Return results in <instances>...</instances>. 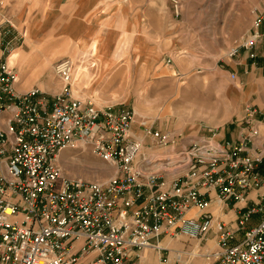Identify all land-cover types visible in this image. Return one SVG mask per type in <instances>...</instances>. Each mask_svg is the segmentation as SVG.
<instances>
[{"label": "built area", "instance_id": "obj_1", "mask_svg": "<svg viewBox=\"0 0 264 264\" xmlns=\"http://www.w3.org/2000/svg\"><path fill=\"white\" fill-rule=\"evenodd\" d=\"M170 2L178 17L179 2ZM252 16L227 59L240 51L255 57L264 3ZM1 36L0 29V43ZM52 71L62 83L57 92H21L0 55V264H148L146 252L162 264H264V192L246 203L249 191L264 186V153H248L259 136L255 107H245L247 132L236 142L218 140L211 129L187 139L135 120L132 109H100L74 96L70 58ZM78 145L113 174L65 176L59 153ZM229 204L233 223L220 218ZM180 240L191 246L169 248Z\"/></svg>", "mask_w": 264, "mask_h": 264}, {"label": "rangeland", "instance_id": "obj_2", "mask_svg": "<svg viewBox=\"0 0 264 264\" xmlns=\"http://www.w3.org/2000/svg\"><path fill=\"white\" fill-rule=\"evenodd\" d=\"M177 1L180 12L174 17L170 0H150L164 5L171 13L170 23L177 24L181 30L180 47L166 44L164 55L153 64L150 60H131L128 53L120 52L113 66L103 74L99 72L96 58L87 60L88 55L78 62L74 60L72 76L78 67L84 70L79 77L82 83L73 85V94L91 101L97 108L113 107L115 111L123 108L134 111L136 103L146 101L149 105L141 110L142 117L135 115V120L144 118L156 128L180 133L187 139L209 135L210 129L216 134L225 130L229 135L239 121L240 106L238 98L227 96V92H235V88L220 65L227 59L228 48L250 27L252 10L260 7L264 0ZM48 32L35 47L22 40L17 45H22L27 55L48 59V62L44 61L45 70L41 75L18 76L17 89L19 85L25 87L21 92L32 88L35 81L47 84L48 88L40 89L48 94L58 91L62 83L53 75V65L63 57L76 59L71 54L72 47L65 45L57 29L50 28ZM178 49L180 53L176 51ZM120 57L123 59L119 60ZM167 57L171 59L169 64L165 63ZM15 61L8 62L9 66ZM198 104L203 105L199 111L204 116L196 113ZM58 164L63 174L70 178L101 181L113 174L109 165L81 145L62 149ZM184 246L191 245L182 240L172 241L169 248L180 250ZM146 255L151 264L158 263L152 253L146 252ZM189 264L203 262L194 258Z\"/></svg>", "mask_w": 264, "mask_h": 264}, {"label": "crops", "instance_id": "obj_3", "mask_svg": "<svg viewBox=\"0 0 264 264\" xmlns=\"http://www.w3.org/2000/svg\"><path fill=\"white\" fill-rule=\"evenodd\" d=\"M170 19L171 13L164 5L150 2V0H0V29L2 31L0 55L7 63H12L16 59L10 67L13 68L17 78L24 75H41L45 70L44 61L48 62V59L32 54L27 55L22 45H17L22 40L24 44L27 42L28 45L35 47L42 35L49 33L51 28L57 29L65 45L72 47L70 51L76 59L69 58L73 61L78 62L77 60L80 61L85 57L81 55L82 50L97 35L101 39L104 38V43L109 47L108 50L105 48L108 54H112L115 45L124 40V51L129 54L131 60H150L153 64L164 55L166 44L180 47L181 30L177 24L172 25ZM250 27L231 47L241 41L243 36L249 32ZM79 37L86 39L82 48L77 43ZM6 45L7 52L4 51ZM253 52L255 54L253 59L247 57V52L240 51L236 58L226 59L220 65L227 74L229 72L236 74V80L229 81L235 88V92H230V94L227 92V96L231 99L238 98L240 107L239 121L233 131L227 135L225 130H221L217 135L220 141H238L247 132L242 122L244 109L246 106L255 107L258 111L256 125L259 136L252 140L253 145L248 151L252 156L258 152L264 153V37L256 44ZM127 57L126 55L125 58ZM94 58L88 56L87 60ZM118 59H123V57ZM79 77L73 74L72 85L76 86L77 83L79 86L82 83ZM35 82L31 85L32 88H48L44 82ZM24 89L25 87L19 85V91ZM148 105L146 101L144 104L136 103L134 114L138 118L142 117L143 111L141 110H145ZM196 106H198L196 113L204 116L205 114L199 111L200 106L203 105ZM204 112L207 113L206 110ZM158 128L162 129V127ZM63 158L66 156L63 155ZM259 169L264 176V160ZM263 192L264 186L258 190L249 191L246 203L250 204L251 201H255L257 193ZM243 205V203L236 204L238 207ZM236 215V210L232 209L229 204L228 208L222 211L220 218L227 223H233ZM256 221L257 217L254 216L253 223ZM144 261L151 264L148 259Z\"/></svg>", "mask_w": 264, "mask_h": 264}, {"label": "bare ground", "instance_id": "obj_4", "mask_svg": "<svg viewBox=\"0 0 264 264\" xmlns=\"http://www.w3.org/2000/svg\"><path fill=\"white\" fill-rule=\"evenodd\" d=\"M85 41H86V39H84L83 37H79V39L77 40V43H78L79 47L82 48L84 43H85ZM104 41H105L104 38L101 39L99 36L96 35V37L94 39H92L87 44V47L84 50H82L83 53L86 52L85 54H83V56H88L89 55V56H93V57H95L97 59V61H98L97 67L99 69L100 74H103L111 66H113L114 61L119 56V53L123 52L124 49H125V41L123 40L122 42H118L115 45V50L113 51L112 54H108L105 51V48L108 50L109 47L104 43ZM74 73L79 77L82 74V68L78 67L77 70ZM71 81H72V79H71Z\"/></svg>", "mask_w": 264, "mask_h": 264}]
</instances>
